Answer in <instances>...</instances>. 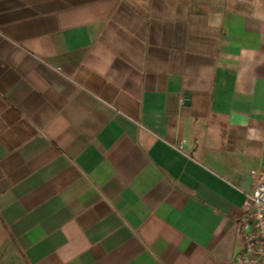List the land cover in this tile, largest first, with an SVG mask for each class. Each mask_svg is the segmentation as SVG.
<instances>
[{
	"label": "crops",
	"instance_id": "crops-1",
	"mask_svg": "<svg viewBox=\"0 0 264 264\" xmlns=\"http://www.w3.org/2000/svg\"><path fill=\"white\" fill-rule=\"evenodd\" d=\"M259 166L264 0H0V264H231Z\"/></svg>",
	"mask_w": 264,
	"mask_h": 264
},
{
	"label": "built area",
	"instance_id": "built-area-1",
	"mask_svg": "<svg viewBox=\"0 0 264 264\" xmlns=\"http://www.w3.org/2000/svg\"><path fill=\"white\" fill-rule=\"evenodd\" d=\"M177 147L182 149V144ZM250 175L252 186L244 192L238 223L241 248L231 264H264V166Z\"/></svg>",
	"mask_w": 264,
	"mask_h": 264
},
{
	"label": "water",
	"instance_id": "water-1",
	"mask_svg": "<svg viewBox=\"0 0 264 264\" xmlns=\"http://www.w3.org/2000/svg\"><path fill=\"white\" fill-rule=\"evenodd\" d=\"M185 99H186V100H187V99H190V95H187V96L185 97ZM251 182H252V178H251V176H249L248 181H247V184L244 186V189H245L246 191L250 190Z\"/></svg>",
	"mask_w": 264,
	"mask_h": 264
}]
</instances>
